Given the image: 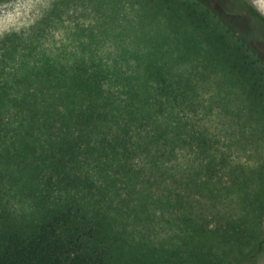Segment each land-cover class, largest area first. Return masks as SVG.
<instances>
[{
	"label": "rangeland",
	"instance_id": "374dc122",
	"mask_svg": "<svg viewBox=\"0 0 264 264\" xmlns=\"http://www.w3.org/2000/svg\"><path fill=\"white\" fill-rule=\"evenodd\" d=\"M150 1H0V234L40 221L43 210L73 197L92 215L105 217L112 231L119 229L121 220L126 224L113 264H141L137 261L143 257L165 255L169 233L175 229L159 200L171 195L179 182L178 168L187 163L182 155L163 156L153 165L149 158L155 154L137 150L136 145L129 167L139 174L130 180L114 173L108 178L98 172L92 158L82 161L80 156L64 155L61 144L66 135L52 126L77 93L83 66L131 72L165 62L182 73L202 63L193 47L189 52L178 50L181 45L176 41L183 45L188 41L173 34L161 15L147 7ZM245 1L264 16L257 0ZM22 4L28 7L15 15V6ZM239 21L242 28L244 22ZM202 70L200 66L198 72ZM222 75L207 71L204 78L194 73V102L176 105L174 114L197 134L206 131L212 153L228 155L229 162L248 168L264 153V122L249 118L240 84ZM191 143L176 150L190 151L194 167L198 142ZM229 173L221 167L214 183L219 178L229 181ZM147 194L152 197L148 215L142 205ZM258 264H264V256Z\"/></svg>",
	"mask_w": 264,
	"mask_h": 264
},
{
	"label": "trees",
	"instance_id": "16d2710c",
	"mask_svg": "<svg viewBox=\"0 0 264 264\" xmlns=\"http://www.w3.org/2000/svg\"><path fill=\"white\" fill-rule=\"evenodd\" d=\"M148 4L173 34L188 41L186 45L176 41L181 45L178 50L184 53L193 47L202 63L182 73L165 62L131 72L83 66L77 93L52 123L56 132L66 135L62 151L82 161L92 158L106 177L114 173L128 180L139 174L129 167L136 145L137 150L155 154L149 158L153 165L178 152L187 161L178 168L182 173L174 176L179 182L171 195L159 200L175 229L169 233V248L162 257L147 256L138 263L258 264L264 256V153L248 168L229 162L228 155L211 152L205 130L194 132L193 126L177 120L174 109L185 101L194 102L193 74L205 78L212 71L239 83L250 107L249 118L264 122V16L245 0H151ZM241 19L242 28L237 24ZM193 141L198 142L194 167L190 151L176 150L182 144L190 147ZM221 167L230 170L231 178L214 183ZM151 199L147 194L142 200L147 215ZM41 215L36 223L0 234V264H113L114 249L126 234L123 220L112 231L105 217L92 215L73 197Z\"/></svg>",
	"mask_w": 264,
	"mask_h": 264
},
{
	"label": "clouds",
	"instance_id": "9594fccd",
	"mask_svg": "<svg viewBox=\"0 0 264 264\" xmlns=\"http://www.w3.org/2000/svg\"><path fill=\"white\" fill-rule=\"evenodd\" d=\"M257 5L262 11H264V0H257ZM15 7L17 8V11H16L15 15L19 16L20 15V9L28 7V6L22 4V5H18V6H15ZM12 19H13V17L10 15L8 17V20L11 21Z\"/></svg>",
	"mask_w": 264,
	"mask_h": 264
},
{
	"label": "flooded vegetation",
	"instance_id": "af4514ba",
	"mask_svg": "<svg viewBox=\"0 0 264 264\" xmlns=\"http://www.w3.org/2000/svg\"><path fill=\"white\" fill-rule=\"evenodd\" d=\"M216 1H219V2H221V0H214V3H215Z\"/></svg>",
	"mask_w": 264,
	"mask_h": 264
}]
</instances>
